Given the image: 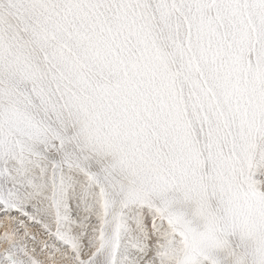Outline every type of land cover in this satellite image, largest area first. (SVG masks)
<instances>
[{"label": "snow or ice", "instance_id": "6c2138e0", "mask_svg": "<svg viewBox=\"0 0 264 264\" xmlns=\"http://www.w3.org/2000/svg\"><path fill=\"white\" fill-rule=\"evenodd\" d=\"M0 264H264V0H0Z\"/></svg>", "mask_w": 264, "mask_h": 264}]
</instances>
